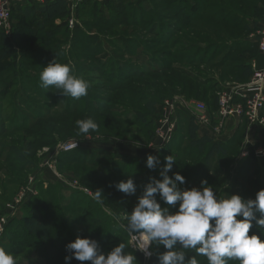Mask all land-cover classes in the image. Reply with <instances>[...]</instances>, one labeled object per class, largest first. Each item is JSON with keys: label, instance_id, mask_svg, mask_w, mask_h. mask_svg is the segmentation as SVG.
Segmentation results:
<instances>
[{"label": "rangeland", "instance_id": "rangeland-1", "mask_svg": "<svg viewBox=\"0 0 264 264\" xmlns=\"http://www.w3.org/2000/svg\"><path fill=\"white\" fill-rule=\"evenodd\" d=\"M179 1L193 0H45L44 14L30 1L21 5L31 4V17L14 10L10 34L0 28V217H7L12 239L3 245L16 250L11 252L16 264H48L27 240L33 235L24 221L33 208L60 218L58 227L75 239L96 233L106 246L105 255L122 242L125 252L136 256L134 264L158 260L157 253L166 251L162 245L150 246L149 259L133 249V238L142 235L129 234L125 225L135 203L110 188L131 178L137 190L127 196L137 200L151 177L161 179L167 156L175 160L168 175L185 177L181 188L200 187L206 180L205 187L221 199L243 197L264 178V157L255 154V149L264 150L263 127L242 118L234 136L235 120L226 122L220 135L212 131L218 125L219 95L234 84L248 83L261 70L249 63L257 54L264 57L254 41L264 7L254 20L255 3L204 0L208 6L202 21L183 27L166 6ZM54 59L89 83L86 96L64 97L55 87L41 86L40 73ZM238 66L250 68L244 83L234 82L235 73H226ZM155 71L160 74L150 75ZM175 100L204 106L211 123L200 127L196 111L177 110L175 119L168 117L177 132L168 146L158 133L165 129V103ZM100 104L102 108L94 107ZM190 117L194 122L188 126L184 120ZM87 118L98 128L82 134L76 121ZM205 131L212 132L216 148L233 136L232 143L211 151L212 145L203 141ZM68 144L78 147L64 152ZM148 155L159 157L156 169L147 168ZM93 179L102 183L94 185ZM220 180L226 184L216 187ZM97 189L103 191L99 201ZM157 199L161 207L177 210L178 205ZM179 250L186 259L193 256L190 249Z\"/></svg>", "mask_w": 264, "mask_h": 264}, {"label": "clouds", "instance_id": "clouds-1", "mask_svg": "<svg viewBox=\"0 0 264 264\" xmlns=\"http://www.w3.org/2000/svg\"><path fill=\"white\" fill-rule=\"evenodd\" d=\"M39 79L42 87H55L64 97L74 99L86 96L90 87L68 64L58 63L56 59L43 67ZM76 125L82 134L98 128L92 118L77 120ZM174 162L171 155L165 157L159 172L161 179H149L127 216L125 228L129 234L146 237L138 250L150 258L153 255L150 246L162 245L166 251L157 253L158 264H198L195 256L186 259L185 252L179 249H194L197 255L207 258L208 264H228L229 260L239 264H264V242L255 233L248 235L253 221L260 230L264 229V189L256 193L255 199H243L238 194L221 199L211 187H205L206 180L201 181L200 187L181 188L185 177L178 172L168 175ZM160 163L158 156H147V168L156 169ZM115 187L129 196L137 190L131 178ZM102 194L97 189L95 199L99 201ZM157 195L167 206L178 205L177 210L171 212L169 207H161ZM66 249L71 255L65 256V264H70L73 258L91 264H134L137 260L135 255L125 252L122 242L105 255L97 240L77 236ZM0 264H16L14 255L4 247H0Z\"/></svg>", "mask_w": 264, "mask_h": 264}, {"label": "trees", "instance_id": "trees-1", "mask_svg": "<svg viewBox=\"0 0 264 264\" xmlns=\"http://www.w3.org/2000/svg\"><path fill=\"white\" fill-rule=\"evenodd\" d=\"M243 1L252 2V3L256 4V6L253 9L254 11H251L253 13V14H251V16L254 17L253 18L254 20L262 15L263 9H261V7H264V0H243ZM170 3L171 4H168L166 6H168V7L170 6L172 8V12H173V15L171 16L172 20L177 22V23H180V25L183 27H187L188 25L192 24L193 21H202V19L205 16L204 6L205 7L208 6L207 3L204 2V0H202V1L201 0H193L192 2H188V3L185 1H179L177 3L176 2H170ZM37 6H39L38 9L42 14H44L46 12L45 2L38 3ZM14 10H20V12L24 18H29L34 14L33 13L34 8L31 6V4H28L27 6H24L21 4H20V6H18V4H17L15 7L12 8L11 15H12V12ZM229 11H231V10H227L228 13H229ZM201 13H203V16L201 15ZM228 13L223 12V14L226 18L228 17L227 16ZM210 15L211 14H209V16ZM230 15H232V13H230ZM233 15L234 16L238 15L239 17H241L240 16L241 13H236ZM212 16L217 17V13H214ZM222 18L225 19L224 17H222ZM222 18H221V20L223 21ZM250 20H252V19L246 20V24H245V33L246 34H248L251 31V29L249 27V23H248ZM254 20H253V22H254ZM223 23H227V21L226 22L223 21ZM254 24H255V22H254ZM175 27L177 28V26H174V29H175ZM249 69H250L249 66H242V67L238 66V67H235V69L233 68V70H227L226 73H235L236 76L233 77L234 82L244 83L247 79ZM158 74H160V72L155 71V72L151 73L150 75H158ZM140 76L143 77L145 75L142 74ZM150 102L156 103L155 101H150ZM94 107L102 108L101 104L98 106H94ZM184 122H188L186 124L188 126H190L191 123H193L194 121L190 117L188 119V121L184 120ZM196 130H197V128H196ZM176 134H177V132H175L172 139L169 141L168 146L172 144ZM112 139L116 140L119 138L115 137ZM149 139H151V137ZM232 140H233V136L224 142L223 141L220 142L219 148H216L218 145L217 142H215L209 138H203V141L209 142L210 145H212V146H210L211 151H214L216 149L220 151V150L224 149V147L230 146V144L232 143ZM201 141L202 140H200L199 142H201ZM253 164L255 165V168H258L256 166L257 163L255 160L253 161ZM225 181L226 180L218 181L216 184V187H218L219 184L225 185L226 184ZM93 183H94V185H96V184L102 183V182H98L97 180L93 179ZM106 187H107V189L109 188L108 186H106ZM251 187H252L251 191L253 193L250 191L247 192V190H246L245 194H243V197H242L243 199H255L256 193L259 190L264 189V178L262 179V181L257 180V182L252 184ZM111 189L117 191V189H115V188H110V190ZM121 197L124 199H127L131 202L136 203V199L129 198L127 195H122ZM256 215H257V218L260 217L259 213H257ZM59 219L60 218H53L52 219L51 216L49 215V212H42L41 213L36 208H33L31 210V217L29 219H25V221H24V223L27 224V228L29 230V233L33 235L32 237L27 238L29 246L34 247V249L42 255V257L46 260V262L48 264H65V259H64L65 256L71 255V253H69L66 249L65 241L69 240V242H72L75 240L74 237L68 236V234L65 232V230L62 226L58 227V225H59L58 223L60 221ZM253 233L257 234L261 238L262 242H264V229L260 230L256 226L255 221H253V227L250 228L248 235L251 236ZM85 237H87V238L88 237H90V238L96 237L98 239L97 241L99 242L101 252L103 254L105 253L106 246L103 243V241L101 242V239L99 238V236L96 233L82 235V238H85ZM11 239L12 238H11V234L9 232V224H8L6 227L5 233H4V235L0 241V247H4L5 250L8 252H16V250H12V248L3 245V243H5L6 241H11ZM46 251H48V253ZM189 253L191 255L195 256V258L198 261V264H208L207 258L203 255H197L194 249H190ZM156 261H158V260L153 258L148 262V264H157V263H155ZM70 264H91V262L90 261L80 262V261L76 260L75 258H73L70 261ZM228 264H239V261L229 260Z\"/></svg>", "mask_w": 264, "mask_h": 264}, {"label": "built area", "instance_id": "built-area-1", "mask_svg": "<svg viewBox=\"0 0 264 264\" xmlns=\"http://www.w3.org/2000/svg\"><path fill=\"white\" fill-rule=\"evenodd\" d=\"M37 2L43 3L45 0H0V28L5 35L10 34L11 26V10L17 4H22L25 2ZM67 3H74L76 0H64ZM254 41L258 45L259 52L264 55V21L261 22V26L258 27V31L254 36ZM165 107L169 108L168 114L165 110V129H162L158 133V137L163 141V143H168L173 135L175 134L176 126L168 122V117H173L177 110H182L186 113L192 111L195 123L200 127H207L210 125L211 121L209 115L204 110V106H190L182 101L175 100L173 102H166ZM194 107V109H192ZM264 68L259 71H255L252 75L250 81L246 84H234L230 86L225 92L219 95L218 99V110L217 119L218 125L213 128V133L215 135H220L224 124L230 120H240L245 118L248 120L249 125H259L264 128ZM78 147L77 144H68L63 148L64 152L74 150ZM255 154L259 157H264V150L262 147L260 149H255ZM8 221L6 216L0 217V241L5 233ZM144 236L134 237L132 242V247L135 251H138L145 257L144 253L138 250V247L145 241ZM137 247V248H136ZM149 259V258H146Z\"/></svg>", "mask_w": 264, "mask_h": 264}, {"label": "crops", "instance_id": "crops-1", "mask_svg": "<svg viewBox=\"0 0 264 264\" xmlns=\"http://www.w3.org/2000/svg\"><path fill=\"white\" fill-rule=\"evenodd\" d=\"M250 67H254L255 69H262L264 68V57H262L261 55L257 54L256 58L251 60L249 63ZM242 124V122L235 120L234 122H232V127H233V136L236 134L237 129H239V126ZM209 129V128H208ZM203 130V129H202ZM200 129L199 133L202 131ZM204 136L211 139L212 138V132L208 131V133L205 131L204 132Z\"/></svg>", "mask_w": 264, "mask_h": 264}]
</instances>
